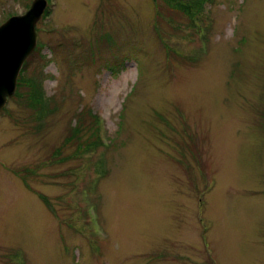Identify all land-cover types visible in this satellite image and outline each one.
Returning <instances> with one entry per match:
<instances>
[{
  "label": "rangeland",
  "instance_id": "rangeland-1",
  "mask_svg": "<svg viewBox=\"0 0 264 264\" xmlns=\"http://www.w3.org/2000/svg\"><path fill=\"white\" fill-rule=\"evenodd\" d=\"M202 1L50 2L0 111V264H264V0Z\"/></svg>",
  "mask_w": 264,
  "mask_h": 264
},
{
  "label": "water",
  "instance_id": "water-1",
  "mask_svg": "<svg viewBox=\"0 0 264 264\" xmlns=\"http://www.w3.org/2000/svg\"><path fill=\"white\" fill-rule=\"evenodd\" d=\"M44 8V0H35L24 15L0 26V111L14 96L20 70L35 49V26Z\"/></svg>",
  "mask_w": 264,
  "mask_h": 264
},
{
  "label": "trees",
  "instance_id": "trees-1",
  "mask_svg": "<svg viewBox=\"0 0 264 264\" xmlns=\"http://www.w3.org/2000/svg\"><path fill=\"white\" fill-rule=\"evenodd\" d=\"M207 4V2H205V1H202L201 0V5H202V7H201V13L202 12H204V8H205V5ZM27 63L25 64V67H27ZM107 67V69H109V70H111V71H116V70H118V69H114L113 67H110V66H106ZM20 77V76H19ZM20 80H22V78L20 77V79L18 80V82L20 81ZM40 103L41 102H39V105H40ZM79 113H83L82 111H80ZM87 118H90V119H77L76 120V118H75V123H76V126H75V128L73 129V128H70V130L67 132V136H69V135H71V137L72 138H75V136L78 134H80L84 129H85V124L87 123V121L88 122H91L92 124H93V126L95 127V131H96V126H97V129H98V131H99V133H100V129L101 128H98V127H101V125H102V122H101V119H100V116H94L93 115V117L91 118L90 116H87ZM79 138H81V139H83L82 137H83V135H80V136H78ZM68 139V138H67ZM84 140H86L85 142H86V144L84 143L83 145H82V149H84V150H88V149H90L91 147H92V143H90L89 141H90V137H87V138H85ZM74 145H76V147L77 148H79L81 145H79L78 143L77 144H74ZM74 145H72V146H74Z\"/></svg>",
  "mask_w": 264,
  "mask_h": 264
},
{
  "label": "flooded vegetation",
  "instance_id": "flooded-vegetation-1",
  "mask_svg": "<svg viewBox=\"0 0 264 264\" xmlns=\"http://www.w3.org/2000/svg\"><path fill=\"white\" fill-rule=\"evenodd\" d=\"M4 1H14V2H17L18 4H20V6L22 7V10H21L22 12L20 13V15H23L29 10V8L31 7L32 3L35 0H4ZM45 2H46V9H45L43 14H50L52 11V7H53V4H50V2H52V0H45ZM49 6H50V8H48ZM20 15H18V16H20Z\"/></svg>",
  "mask_w": 264,
  "mask_h": 264
}]
</instances>
